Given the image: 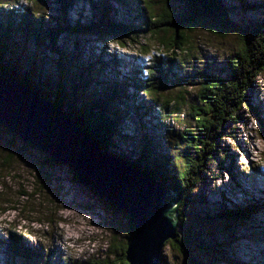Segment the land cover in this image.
<instances>
[{
  "label": "rangeland",
  "instance_id": "obj_1",
  "mask_svg": "<svg viewBox=\"0 0 264 264\" xmlns=\"http://www.w3.org/2000/svg\"><path fill=\"white\" fill-rule=\"evenodd\" d=\"M245 1V8L241 0L226 1L231 21L238 25L239 33L220 38L204 30H196L187 52L177 53V68L169 76L167 88L158 95L159 105L152 113L153 123L159 124L154 131L153 147L159 148L166 156L170 155L175 169L184 164L186 157L196 156L193 147L188 149L182 144L181 137L185 130L195 124L190 117L191 106L198 104L202 83L214 77L230 78L232 57L243 48L250 31L264 27V0ZM176 7L180 10L186 8L181 4ZM28 9L40 11L45 17L44 21L51 20L53 26L56 19L62 17L61 7L54 0H21L18 4L16 0H0V20L7 19L8 15L15 18L18 13L22 14L23 10ZM116 13L114 17L131 22L127 18L128 10L119 9ZM91 15L89 6L84 2H79L67 13L73 24L79 19L88 22ZM148 44L151 55L159 51L156 41H148ZM30 47L33 56L38 57L40 76L44 80H56L60 69L69 70L74 65L92 71L95 59L113 66L115 58L117 66H113V71L106 65L103 70L94 68V76L91 75L99 96L103 94L100 85L112 86L113 89L116 82L132 79L137 71L140 75L151 56L143 54L138 46L123 48L113 42H99L90 36L77 39L71 34L64 35L53 47L36 48L33 43ZM160 54L164 60L170 57L166 49ZM252 88L251 106L264 112V75ZM128 92L129 100L133 102L127 114L129 118L124 121L123 132L134 137L137 145L145 131L137 124L142 116L137 115L139 111L134 109L138 104L151 103L152 97L132 86L128 87ZM183 94L185 105L180 100ZM145 120L151 122L152 118L146 115ZM242 120L244 124L231 133L236 138L235 142L223 138L218 146L226 150L225 154L236 156L235 174L242 172L245 176H236L232 180L224 169L229 161L223 163V167L212 165L205 169L204 182L198 185L197 191L188 200L187 210L193 232L183 233L180 238L184 240L183 243L174 248L171 246L173 241L167 242L160 264H264V209L241 223L208 222L205 219L207 215L213 219L223 206L232 208V205L249 200L241 194H232L234 182L243 184L244 189H248L245 181L252 189L256 188V183L260 189H264V176L254 175L255 172L264 174V138L260 135L262 124L255 115L243 110ZM237 143L245 153L237 150ZM25 145L20 138L0 126V264H25L21 258L12 256L7 248L10 235L23 238L28 247L38 249L44 256L43 260H35L31 264H112L115 258L108 256L109 247L112 242L127 245L132 237L130 218L76 181L74 172L68 166L58 165L42 171L44 177H47L45 172L48 174L51 186L37 173V170H41L40 163L49 155ZM119 148L118 154L130 156L127 147L121 144ZM137 151H141L140 147ZM251 176H256L252 183ZM225 193L226 203L223 204L220 195ZM202 196L206 202L202 203ZM229 202L231 205L227 204Z\"/></svg>",
  "mask_w": 264,
  "mask_h": 264
},
{
  "label": "trees",
  "instance_id": "obj_2",
  "mask_svg": "<svg viewBox=\"0 0 264 264\" xmlns=\"http://www.w3.org/2000/svg\"><path fill=\"white\" fill-rule=\"evenodd\" d=\"M20 1L16 0V3ZM28 1L33 2V0ZM42 1L50 2L51 0ZM226 1L54 0L60 5L62 15L56 19L54 26L51 20L44 21L45 17L40 11L33 12L30 9L23 10L22 14L18 13L15 18L8 15L7 19L0 20V76L20 83L33 94L64 112L103 154L136 168L141 174L169 188L182 199L178 206L177 238L171 242L173 248L183 243L184 240L180 239L183 233L193 232L187 210L188 200L195 194L198 185L204 182L207 173L205 169L212 165L223 167V163L229 161L224 169L230 174L232 180L236 176H245L242 172L235 174L236 156L225 154L226 150L218 146L223 138L233 139L235 142L236 138L231 133L237 126L244 124L242 110L256 116L262 124L260 135L264 138V112L252 107L250 103L254 92L252 86L260 76L264 75V27H262L249 32V39L243 44V48L230 60V78L214 77L202 83L198 94V104L191 106L190 117L195 124L185 130L181 137L182 144L188 149L193 147L196 156L186 157L184 164L175 169L172 157L168 154L166 156L159 148L153 147L154 131L159 124L153 123L152 113L159 105L158 95L167 88L169 76L177 68V53L187 52L191 46L192 34L198 29L220 38L239 33L238 25L231 21ZM241 1L245 8L246 1ZM79 2L89 6L91 19L88 22L79 19L73 24L69 21L67 13L78 6ZM178 4L185 5L186 8L177 9ZM119 9L130 12L127 13L130 23L114 17ZM67 34L77 39L90 36L99 42H113L123 48L138 46L145 55H151L148 41L151 43L156 41L160 48L158 52L150 56L147 67L143 71L139 70L142 71L140 75L137 71L132 79L126 78L123 83L116 82L113 89H111L112 86L100 85L103 94L99 96L94 89L91 75L94 76V68L103 70L106 65L113 71V66H117L115 58L113 66L95 59L94 66L91 65L92 71L90 68L76 65L69 70L60 69L56 80L48 78V81L40 76L38 57L31 53V44L33 43L36 48L53 47ZM164 49L170 52V57L166 60L160 54ZM130 86L152 97L151 103L138 104L134 109L136 112L139 111L137 115L142 116L137 124L141 128L144 127L145 131L137 145L134 137H129L123 132L124 121L129 118L127 114L133 102L129 100L128 87ZM183 95L180 100L185 105L186 98ZM146 115L151 116V122L145 120ZM121 144L129 149L130 156L117 153ZM237 145V150L245 153L241 145L238 143ZM25 146L34 148L27 144ZM138 147L141 151H137ZM56 166L58 164L54 158L49 156L40 163L41 170H37V173L42 177L44 169ZM45 174L47 177L43 176V178L51 183L48 174L46 172ZM258 174L264 176L260 172H255L254 175ZM256 176L250 177L251 183L255 181ZM74 179L78 181L75 174ZM245 183L249 190L244 189L243 184L234 182L235 188L231 191L234 195L241 194L244 198L248 197V201L240 205H232V208L223 206L213 219L208 215L205 219L208 222L212 220V222L241 223L263 210L264 189H260L257 183L252 184L256 186L255 189L250 188L247 181ZM50 185L52 186V183ZM225 196L226 193L220 195L223 204L226 203ZM204 201L206 202V198L202 196V203ZM227 204L231 205L230 202ZM199 221L204 222L202 219ZM129 225L134 236L131 221ZM186 240L189 239L186 238ZM0 243H2L1 240ZM7 244L11 255L21 258L25 264L44 259L38 249L28 247L21 237L10 235ZM127 245L121 246L112 242L108 250V256L115 258L112 264H127L125 259Z\"/></svg>",
  "mask_w": 264,
  "mask_h": 264
},
{
  "label": "water",
  "instance_id": "obj_3",
  "mask_svg": "<svg viewBox=\"0 0 264 264\" xmlns=\"http://www.w3.org/2000/svg\"><path fill=\"white\" fill-rule=\"evenodd\" d=\"M0 126L71 168L78 181L130 218L127 264H160L177 238L181 198L136 168L99 151L62 111L0 76ZM179 198V199H178Z\"/></svg>",
  "mask_w": 264,
  "mask_h": 264
}]
</instances>
